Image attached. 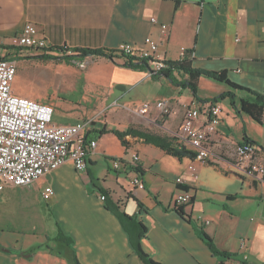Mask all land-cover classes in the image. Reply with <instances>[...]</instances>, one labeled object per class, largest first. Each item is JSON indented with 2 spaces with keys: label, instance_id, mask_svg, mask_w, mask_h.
Here are the masks:
<instances>
[{
  "label": "crops",
  "instance_id": "crops-1",
  "mask_svg": "<svg viewBox=\"0 0 264 264\" xmlns=\"http://www.w3.org/2000/svg\"><path fill=\"white\" fill-rule=\"evenodd\" d=\"M27 23L54 48L117 51L123 43L147 48L152 42L157 46L153 57L174 62L185 50H194L193 69L225 71L230 81L264 95V0H0V41H8ZM88 62L89 66L111 65L113 82L105 108L125 113L114 116V126L107 118L84 120L86 116L76 117L72 123H54L73 125L91 120L86 136L96 141L97 147L88 156L84 173H77L71 162H66L30 186H9L0 193V264H68L63 252L55 249L63 247L54 241L57 226L72 239L79 264H143L118 218L100 200V187L122 211L144 223L141 245L156 262L219 264L246 256L247 264H264V177L242 172L235 157L246 136L258 145L252 162H264L258 152L264 150V125L246 114L238 115L224 100L217 103L221 119L211 136L213 151L220 158L215 164L171 157L138 137L126 136L128 146L124 148L109 131H125L134 125L170 136L187 109L226 92L227 87L200 78L197 100L188 88L119 66V61L100 57ZM149 84L164 89V95L154 100L137 96V100H128L137 88ZM12 92L20 96L13 85ZM154 101L169 102L170 115L158 118L155 109L148 116L136 114L143 103ZM98 124L108 131L96 137ZM109 136L124 149L122 157L108 153L104 141ZM130 153L139 155L141 176L123 166L111 169L110 160L126 161ZM102 157L109 163L103 177L95 178L92 169ZM243 159L248 163L249 155ZM136 175L142 179L141 188L131 185ZM178 179L191 189L193 201L184 206L188 220L173 208V198L180 190ZM46 187L54 192L44 201L41 193ZM201 232L213 240L217 250L230 256H215Z\"/></svg>",
  "mask_w": 264,
  "mask_h": 264
},
{
  "label": "built area",
  "instance_id": "built-area-1",
  "mask_svg": "<svg viewBox=\"0 0 264 264\" xmlns=\"http://www.w3.org/2000/svg\"><path fill=\"white\" fill-rule=\"evenodd\" d=\"M156 22V19H152ZM165 29V26H161ZM35 27L27 23L20 33L14 34L8 41H0V193L7 187L14 188L30 186L45 177L66 162H71L77 173L87 169L88 156L97 147V142L86 138L90 121L73 125H57L52 122L54 109L46 103H39L30 98L15 96L12 92V82L17 73V60L9 55L10 47L28 48L41 51L51 48L44 37L35 35ZM157 50L154 43L146 48H135L123 43L118 52L132 58L150 59L154 61L152 71L163 68L162 61L155 60L153 55ZM151 76V74H148ZM157 110L158 118L170 115V104L167 101L145 102L137 110L141 117L148 116L152 110ZM221 110L217 104L198 102L186 110L178 129L170 133L175 143L184 146L195 154V159L204 164H215L220 158L212 148V134L221 119ZM256 151L250 146H239L235 157L242 172L254 176H264V162L253 163ZM249 155L248 163L243 159ZM112 169L120 167L134 170L140 164L139 155L132 153L126 161L113 160ZM142 179L136 175L131 180L133 187H142ZM181 180L176 181L179 184ZM54 190L46 187L41 193L44 201L53 196ZM191 194L185 190L177 191L173 198V208L186 207L190 204ZM100 200L104 196L100 195ZM208 224V221H204ZM244 241H242V246ZM243 260L228 258L219 264H247Z\"/></svg>",
  "mask_w": 264,
  "mask_h": 264
},
{
  "label": "trees",
  "instance_id": "trees-1",
  "mask_svg": "<svg viewBox=\"0 0 264 264\" xmlns=\"http://www.w3.org/2000/svg\"><path fill=\"white\" fill-rule=\"evenodd\" d=\"M10 51L9 55H14L16 60L24 58V55L28 54L32 51V49L28 48H17L10 47L8 49ZM72 52L73 55H65L66 52ZM37 53L39 51H32V53ZM194 55V50H185L183 54L180 56L179 60L174 61H162L163 68L159 71H152V64L154 61L150 59H142V58H132L127 55H124L118 51L111 50H95V49H80L75 48L72 50H67L64 48H47L45 50L40 51V55L34 56L35 59L41 61H51L53 59L58 62H63L67 65H76L78 59H85L88 56H95V58H104L110 60L111 62L119 61V66L126 67L127 69L139 70L142 72H146L147 74H151V78H166L173 82L174 85L181 88H188L192 97L194 99H199L197 96V83L200 78H205L207 80H211L214 82L221 83L227 87V91L219 94L210 100H199L200 102L211 104H217L221 101L228 100L229 105L233 107L238 115L246 114L251 117L252 121L258 123L260 125H264V95L256 93L251 89L242 87L237 85L236 83L230 81L227 78L225 71H205L202 69H193L191 66V60ZM79 61V60H78ZM84 61V60H83ZM82 60L79 62H83ZM236 94H242V97L236 96ZM97 125V124H96ZM98 130L94 132L96 137H99L105 133H107V128L103 126V124H98ZM112 133L120 142L124 148L128 146L125 141L126 136L138 137L145 144H152L155 147L159 148L164 153L171 155V157H175L178 159H182L187 157L188 159H195V154L186 147L180 146L175 143V140L171 138V136H165L163 134H156V132H152L149 130L141 129L140 127H136L134 125H130L125 131L112 130L109 131ZM87 138V136H86ZM241 146H250V148L254 149L255 146H258L254 142H251L246 136L243 138V143ZM257 151V150H256ZM259 153L264 157V150H258ZM116 160V159H112ZM137 173L141 176L143 171L140 169L139 165L135 169ZM264 177V176H263ZM177 188L183 189L186 192H189L191 189L186 187L185 185L177 184ZM99 194L104 196V204L106 209H108L112 214H114L121 223L122 229L128 236L129 244L133 250V252L138 257V260L143 264H161L152 259V257L144 251L142 248V240L146 234V226L143 222L138 221L137 218L127 215L117 203L112 202L108 194L109 192L104 188L98 189ZM193 199L191 198L190 203H192ZM140 207L141 205L138 204ZM176 213L185 217V219H189L188 216L184 213V207H180L175 209ZM201 238L205 242L206 246L209 250L215 254L217 257H229L230 255L226 252H221L215 248V244L213 240L208 237L206 234L201 232ZM54 241L59 244H63L64 247V258L67 260L68 264H79L76 259V254L73 251L72 245L73 241L70 237L64 235L61 229L57 226V234Z\"/></svg>",
  "mask_w": 264,
  "mask_h": 264
},
{
  "label": "rangeland",
  "instance_id": "rangeland-1",
  "mask_svg": "<svg viewBox=\"0 0 264 264\" xmlns=\"http://www.w3.org/2000/svg\"><path fill=\"white\" fill-rule=\"evenodd\" d=\"M70 54L72 52L65 53L67 56ZM34 56L31 51L24 55V58L17 60V73L12 82L13 89L17 95L39 103L52 104L54 107L53 123H56L57 120L63 123H72L76 117L86 116L83 118L84 120L93 117L95 120L103 121L107 118L110 121L109 125L114 126L111 122L114 121V116L124 115L125 112L121 109L115 111L112 109L114 112H109L105 108L108 88L113 82L111 65L93 63L89 66V59H93L95 56H88L85 59L76 58V65H67L55 59L44 62L35 59ZM154 59L158 60L157 57ZM78 60L84 61L79 62ZM164 92V89H157L152 84L143 85L137 88L132 93L134 96L131 95L128 100H137L136 96L140 99H159L164 95ZM104 142L107 144L106 148L109 154L123 156L124 149L115 138L106 137ZM110 162L112 163V160ZM108 163L109 161L102 157L93 166L95 178L103 177ZM55 249L59 253H64V247L61 245L55 246Z\"/></svg>",
  "mask_w": 264,
  "mask_h": 264
}]
</instances>
